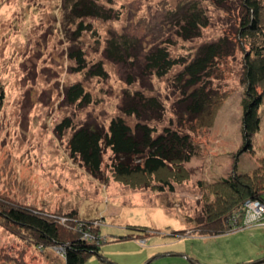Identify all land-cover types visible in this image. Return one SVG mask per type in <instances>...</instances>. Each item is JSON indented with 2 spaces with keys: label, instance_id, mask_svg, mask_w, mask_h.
I'll return each mask as SVG.
<instances>
[{
  "label": "rangeland",
  "instance_id": "rangeland-1",
  "mask_svg": "<svg viewBox=\"0 0 264 264\" xmlns=\"http://www.w3.org/2000/svg\"><path fill=\"white\" fill-rule=\"evenodd\" d=\"M193 1L205 11L209 25L201 36L184 40L169 14ZM239 1L228 0L232 7L227 9L217 0H98L112 9V19L87 18L91 30L78 36L77 23L69 17L73 0H0V82L5 92L0 109V201L62 218L75 211L77 219H88L98 230L87 238L101 250L85 264H264V219L253 221L255 214L264 217V203L246 198L242 205L249 209L242 207L237 224L226 233L200 231L205 219L209 221L206 206L218 215L222 206L211 207V202L223 204L228 198L223 179L248 176L244 181L264 195V99L258 108L260 128L246 145L243 50L217 60L212 88L226 98L205 112L203 126L200 118L190 120L177 112L176 102L183 97L176 79L181 66L163 77H142L141 67L105 55L108 39L122 34L136 38L143 49L169 39L171 55L190 60L201 45L236 28ZM80 48L88 67L103 61L106 78L87 76V68L77 70L70 52ZM128 74L136 79L133 84H128ZM78 82L91 94V103L66 99V89ZM137 90L157 96L165 106L163 118L149 124L158 133L170 125L189 133L198 156L180 167L169 164L152 176L123 177L112 170L114 156L108 149L102 176L95 177L70 153L73 129L87 123L108 128L116 116L134 125L135 117L122 113L121 106L125 92ZM66 117L73 128L59 133L57 127ZM163 181L174 188L157 189ZM16 231L0 220V264H15V258L25 264H65L64 244L44 248L30 239V229Z\"/></svg>",
  "mask_w": 264,
  "mask_h": 264
},
{
  "label": "trees",
  "instance_id": "trees-1",
  "mask_svg": "<svg viewBox=\"0 0 264 264\" xmlns=\"http://www.w3.org/2000/svg\"><path fill=\"white\" fill-rule=\"evenodd\" d=\"M217 2L224 4L223 7L227 9L232 7L228 0H217ZM72 3L69 17L77 23L78 36L91 30V25L85 23L87 18L109 20L113 17L112 9L100 5L98 0H73ZM238 7L241 11L236 28L216 41L201 45L190 60L185 57H173L169 51L168 43H171L169 39L163 40V43L153 44L149 49H143V45H139L136 38L122 34L108 39L105 48L106 58L129 65L131 68L141 67L142 77L149 75L163 77L174 67L181 66L182 70L178 72L176 79L180 88L182 85L183 97L176 102L177 112L189 115L190 120L200 118V126H203L209 110L217 109L221 101L226 98V96H218L212 88L211 79L215 73L217 60L234 55L238 49L243 50L245 68L243 82L246 92L242 100L244 108L242 127L247 145L251 141V136L253 137L260 128L258 108L264 99V2L240 0ZM233 10L234 8L231 12ZM169 16L175 21L177 35L184 40L201 36L202 29L209 25V19L197 1L189 3L185 8L180 7L178 13L170 12ZM140 55L143 59H140ZM70 57L75 60L77 70L83 71L87 68V76L101 78L108 76L103 61L88 67L82 48L72 50ZM141 60L144 61L143 66ZM132 75H127L128 84L136 81ZM4 99L5 92L0 82V109ZM66 99L71 104L79 105L92 102L91 94L80 82L66 89ZM121 111L126 116L135 117L136 123L130 125L123 116H116L112 118L108 128L87 123L73 129L68 142L70 153L74 158H79L93 176H102L104 153L108 149L114 156L112 170L116 175L123 177L136 174L152 176L166 169L169 164L180 167L198 156V147L189 133L172 125L164 127L158 133L157 128L149 124V121L160 120L164 116L165 106L157 96H148L143 90H137L133 94L126 91ZM206 111L208 112L205 113ZM57 128L59 133L72 129L71 118H64ZM246 177L236 174L222 180L221 185L224 192L227 191L228 198H224L226 202L223 204L218 202L217 205L216 202H211V207L222 206V211L218 215L210 212L209 206H206L205 212L209 221L205 219L201 224L205 226L200 227L201 232L218 235L234 228L237 224L236 217L240 216L242 207V210H246L242 205L246 198L264 203V195L245 182ZM166 186L170 189L174 188L166 181L156 188L163 190ZM231 190L232 194L229 192ZM11 203L13 202L10 200H6L5 203L0 201V220L4 222L6 229L16 233V229L19 232L20 228H28L31 234H34L30 239L44 248L51 244H64L65 264H85L91 255L100 252V244H95L90 238L85 237V233H91L97 228L91 227L88 219H77L78 214L75 211L62 218L64 216H53L27 205ZM214 210L219 212V209ZM212 218L215 220L210 224ZM181 231L185 232V230ZM96 234L100 235L99 232ZM14 261L15 264H25L19 258H15ZM6 264L9 262L7 261Z\"/></svg>",
  "mask_w": 264,
  "mask_h": 264
},
{
  "label": "built area",
  "instance_id": "built-area-1",
  "mask_svg": "<svg viewBox=\"0 0 264 264\" xmlns=\"http://www.w3.org/2000/svg\"><path fill=\"white\" fill-rule=\"evenodd\" d=\"M249 202H250V203H253L252 201H249ZM256 202H257L258 204L263 205L262 202L260 203V202L257 201V200H256ZM258 204H257V205H258ZM248 209H249V208H246V210H248ZM249 211H250V210H249ZM254 216H255L256 218H254L253 221H263V219H264L263 216L257 217V214H255ZM253 221H252V222H253ZM85 237H86V238L88 237V234H87V233H85Z\"/></svg>",
  "mask_w": 264,
  "mask_h": 264
},
{
  "label": "crops",
  "instance_id": "crops-1",
  "mask_svg": "<svg viewBox=\"0 0 264 264\" xmlns=\"http://www.w3.org/2000/svg\"><path fill=\"white\" fill-rule=\"evenodd\" d=\"M132 239H134V238H132Z\"/></svg>",
  "mask_w": 264,
  "mask_h": 264
}]
</instances>
